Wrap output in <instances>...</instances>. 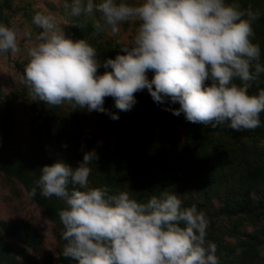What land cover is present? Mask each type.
<instances>
[{
  "label": "clouds",
  "instance_id": "clouds-1",
  "mask_svg": "<svg viewBox=\"0 0 264 264\" xmlns=\"http://www.w3.org/2000/svg\"><path fill=\"white\" fill-rule=\"evenodd\" d=\"M64 7L89 18L97 32L116 35L129 23L135 31L118 42L115 58L102 60L88 39L66 35L54 14L36 12L39 31L25 33L31 44L22 77L33 100L119 119L105 98L130 111L135 93L147 88L155 102L193 123L237 131L264 125V50L253 27L264 15L259 9L241 0H64ZM20 51L17 29L0 22V53ZM254 83L258 90L250 92ZM176 102L180 107H171ZM97 159L92 149L76 167L62 158L45 164L28 193L63 200L64 257L75 264H221L207 213L196 203L185 204L172 186L145 200L129 187L112 193L92 186Z\"/></svg>",
  "mask_w": 264,
  "mask_h": 264
},
{
  "label": "trees",
  "instance_id": "trees-1",
  "mask_svg": "<svg viewBox=\"0 0 264 264\" xmlns=\"http://www.w3.org/2000/svg\"><path fill=\"white\" fill-rule=\"evenodd\" d=\"M241 2L264 13V0ZM49 11L66 35L93 43L102 60L121 51L117 36L97 32L89 18L72 17L64 0ZM36 12L41 11L35 0H0V22L15 28L18 19L34 35L39 31L32 23ZM253 27L264 50V15ZM11 53L2 54L9 58ZM27 62L21 56L13 62L21 77L17 88L4 92L0 85V181L43 214L53 244L52 251L46 248L32 220L0 218V264H75L62 254L63 200L39 190L35 197L28 193L43 165L62 158L76 167L92 149L98 154L89 178L92 186L107 185L112 193L129 187L138 200L172 186L185 204L196 203L207 213L208 238L216 242L221 264H264V125L237 131L193 123L184 113L177 116L155 102L147 88L135 93L138 102L130 111L115 108L114 98H105V107L119 112V119L68 102L50 105L28 94L22 79ZM153 74L150 70L149 78ZM259 86L264 87V74ZM257 90L254 83L250 92ZM171 107H180L179 102Z\"/></svg>",
  "mask_w": 264,
  "mask_h": 264
},
{
  "label": "rangeland",
  "instance_id": "rangeland-1",
  "mask_svg": "<svg viewBox=\"0 0 264 264\" xmlns=\"http://www.w3.org/2000/svg\"><path fill=\"white\" fill-rule=\"evenodd\" d=\"M58 5L59 0H35V7L45 14H54L49 11V6ZM57 20L59 21L58 18ZM135 27V24H125L121 32L115 36L121 42H128L132 39ZM15 28L18 31L19 45H23L26 49L31 44V41L25 36V33L28 32L27 27L20 24L18 19H16ZM17 56L27 57L26 50L19 53H11L9 58L0 53V85L4 92L17 88L21 83V77L13 65ZM0 218L7 221L13 219L32 220L39 229L46 248L52 251L53 238L50 232V225L46 222L43 214L31 206L24 195L19 194L18 196H14L2 181H0Z\"/></svg>",
  "mask_w": 264,
  "mask_h": 264
}]
</instances>
